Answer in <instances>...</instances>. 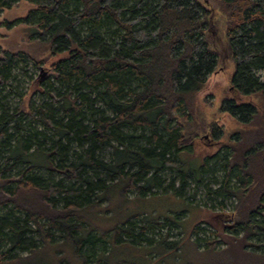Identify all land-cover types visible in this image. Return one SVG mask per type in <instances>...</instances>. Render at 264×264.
Instances as JSON below:
<instances>
[{"label":"trees","instance_id":"obj_1","mask_svg":"<svg viewBox=\"0 0 264 264\" xmlns=\"http://www.w3.org/2000/svg\"><path fill=\"white\" fill-rule=\"evenodd\" d=\"M18 1L0 0V11ZM24 1L32 8L19 20L32 28L35 48L0 45V264H24L21 252L56 236L81 264H101L94 249L112 244L176 248L148 236L179 227L169 216L96 227L88 213H99L118 182L124 196L184 199L193 183L209 200L235 198L225 232L206 233L199 221L191 241L217 251L219 240L234 245L227 233L240 234L244 247L259 250L245 252L252 264H264V132L247 130L246 142L247 131L236 129L222 142V129L197 108L207 77L230 65L235 94L218 110L248 129L264 115V0ZM28 62L40 74L31 93L18 92L20 106L9 94ZM197 141L213 152L192 167L181 155Z\"/></svg>","mask_w":264,"mask_h":264},{"label":"rangeland","instance_id":"obj_2","mask_svg":"<svg viewBox=\"0 0 264 264\" xmlns=\"http://www.w3.org/2000/svg\"><path fill=\"white\" fill-rule=\"evenodd\" d=\"M212 3V0H207ZM32 8V5L24 0H19L11 8L0 11V45L5 49L10 50H33L35 41L32 38L33 30L19 19L25 17L27 11ZM6 23H11L6 25ZM220 31V27L218 29ZM38 51H34V55L41 57ZM228 64V63H227ZM225 69H217L211 73L203 85L199 96L197 108H201L205 118L214 121L213 125L222 129V142H230V134L236 129L251 133L262 134L264 132V115L256 117L254 124H250L252 129L237 122L234 117H231L226 112L218 110L220 102L229 94H235L234 90H230V76L232 68L227 65ZM24 69L15 71L17 75L15 82L12 83L13 90L9 94L12 98V103L23 105L25 100L18 99V92L31 93L33 90V80H37L40 74L38 68L28 62L24 65ZM256 76L261 77L262 73L257 72ZM32 99L36 101L39 97L38 93L30 94ZM247 131L246 142H250L252 135ZM245 138V135H241ZM229 137V138H228ZM237 137H231V141L239 144ZM241 144V142H240ZM206 145L203 142L197 141L191 148L190 153H183L181 158L184 162L192 167H197L203 154L212 153L213 150L205 149ZM111 149L107 148L102 152V157L110 158ZM261 166L264 167V162L261 160ZM215 187L216 185H211ZM123 183L118 182L110 186L104 194V201L100 202L99 213L92 210L88 213L90 220L96 225L100 231H105L117 223H121L127 218L137 214H153L157 216H169L178 223L179 227H172L169 230L167 237L164 233L155 235L148 233L149 237L158 240L165 237L166 241H177L176 248H166L164 244L156 245H133V244H112L110 249L108 246L104 248L94 249L93 258H102L101 264H107L105 258L108 259V264H252V260L246 250L258 249L244 247V243L240 238V234L234 236L230 233L225 235L226 239L234 238V245L227 248V245L219 240L216 250H204V242H199L198 248L191 241L189 236L191 229L199 222L200 227L205 229V232L214 233L224 230L231 225V222L224 221L228 214L232 212L233 205L236 202L235 198H218L217 200H209L202 187H197L195 184H190L188 192L184 199L176 197L171 193H158L151 196H139L122 194ZM194 193V196L190 194ZM222 201L223 207H219L218 202ZM176 215V217H175ZM174 218V219H173ZM163 220H161L162 222ZM206 232V233H207ZM226 234V233H224ZM212 237V235H210ZM55 243H45L39 246L36 250L24 255V264H59L60 261L68 264H81L82 260L75 256L74 249L71 245L64 242L62 237L56 236ZM226 248V249H225ZM218 250H223L219 253ZM87 251L86 247L82 252ZM253 251V252H254ZM94 260V259H93ZM91 261L87 264H94Z\"/></svg>","mask_w":264,"mask_h":264}]
</instances>
